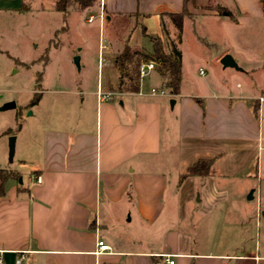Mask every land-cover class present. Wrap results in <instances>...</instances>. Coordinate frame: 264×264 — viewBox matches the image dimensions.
Listing matches in <instances>:
<instances>
[{"label": "crops", "instance_id": "crops-1", "mask_svg": "<svg viewBox=\"0 0 264 264\" xmlns=\"http://www.w3.org/2000/svg\"><path fill=\"white\" fill-rule=\"evenodd\" d=\"M231 1L190 0L181 29L172 13L182 12L185 0H99L89 6L103 12L107 25L129 19L118 26L123 38L109 39L117 78H99L97 89L76 79L71 88L42 87L30 106L33 116L19 109L6 115L12 123L1 128L0 139L7 145L16 134L20 164H33L25 178L19 165L5 166L7 154L0 155V167L20 173L0 194L2 264H169L167 258L174 264H263L258 243L239 251L241 242L257 238V225L249 227L241 211L237 219L230 211L247 208L264 178V7L260 0ZM218 4L232 11L225 14L229 21ZM27 7L25 0H0V11ZM239 15L262 20L261 51L239 49L247 67L232 54L239 68L188 88L185 26L222 21L229 28L241 23ZM144 28L181 52L179 93L167 88L165 95L153 94L159 84L146 76L137 90L115 88V56L124 44L151 49ZM155 70L165 88L159 66ZM201 158L213 160L209 173L188 175ZM155 236L162 238L158 247ZM100 240L111 249L98 253Z\"/></svg>", "mask_w": 264, "mask_h": 264}, {"label": "rangeland", "instance_id": "rangeland-1", "mask_svg": "<svg viewBox=\"0 0 264 264\" xmlns=\"http://www.w3.org/2000/svg\"><path fill=\"white\" fill-rule=\"evenodd\" d=\"M57 1L59 0H25L28 6L25 10L0 11V104L3 105L8 101L16 102L15 108L0 111V130L8 122L12 123V119L6 116L8 113L19 109L23 111L24 117L32 115L33 110L29 104L42 87L71 88L76 79L78 83L84 80L85 89H97L99 78L103 83L107 82L108 77L113 81L117 78V71L109 62L110 40L117 42L123 38L118 26L128 24L129 19L120 18L117 25L115 23L107 25L105 19V24L101 25L97 8L93 6L81 9L77 3L69 6L66 17L64 12L56 8ZM98 2L99 0L95 1ZM218 2L229 6L232 1L218 0ZM260 2L264 7V0ZM91 15L94 19L90 21ZM239 16L241 23L229 28H225L226 25L221 23L222 21L217 24L195 23L196 27L194 23L185 26L183 45L187 54L185 76L188 88H194L195 85L203 87L208 81L213 82L216 78L226 77L232 71V67H225L222 64V58L226 54H233L241 65L246 66L239 49L257 54L261 51L260 22L262 20H256L248 15ZM222 17L224 21H229V17L225 14H222ZM58 30L60 31L57 32ZM202 42L208 43L206 47L202 46ZM246 44H251V47L243 49ZM217 53L218 57L215 61ZM77 57L79 63L76 61ZM39 77L43 80L38 79ZM158 77L159 72L153 70L145 80L158 83V88H163ZM250 78L251 76H248L244 79ZM129 83L128 77H120L115 83V88L126 89ZM164 89L168 92L166 87ZM20 137L22 139L23 135ZM2 153L7 154L5 166L19 165L22 175L25 178L28 176L33 159L20 164L19 146L16 145L15 155L11 161L9 139L6 145V140L1 138L0 155ZM250 193L251 190L248 194ZM254 196V199H249L247 208L234 211L232 209L230 213L232 215L234 212L233 216L235 215L237 219L240 217L237 214L241 211L248 226L255 227L256 224L259 232L257 238L253 237L248 242H241L239 251L242 252L246 245L253 247L258 243L261 253H264V178L262 189L256 185ZM126 218H129L128 214ZM201 219L203 222L204 218ZM196 237L194 236V239ZM199 237L201 235L197 239ZM152 239H154L153 246L158 247L162 244L161 237L155 236ZM211 244L213 243H209ZM262 263L264 264V261Z\"/></svg>", "mask_w": 264, "mask_h": 264}, {"label": "trees", "instance_id": "trees-1", "mask_svg": "<svg viewBox=\"0 0 264 264\" xmlns=\"http://www.w3.org/2000/svg\"><path fill=\"white\" fill-rule=\"evenodd\" d=\"M96 0H59L56 3V8L64 12L67 17L68 8L74 3H77L81 9L88 8L95 3ZM190 0H185V8L180 13H172V18L178 28H182L184 16L187 14V3ZM215 9L220 14H228L232 16V11L223 5H216ZM65 26L62 27L64 29ZM58 30L57 32H59ZM144 36L151 42L152 46L150 50L136 49L130 45L129 42L124 44V48L121 52L116 54L115 63L119 69L120 77H128L130 83L127 90H137L140 83V64L143 60H157L159 62L160 74L163 79V86L168 88L172 94L179 93L182 72V54L180 51L173 48L169 50L165 40L159 35H152L143 29ZM130 68V69H129ZM130 70V71H129ZM39 77L38 79H40ZM40 93H37L33 98L30 106L36 104L39 101ZM21 127V121H19L17 129ZM213 160L210 158H201L188 168V175H206L210 171ZM20 176L18 171L0 167V194L4 192L5 184L9 178H17Z\"/></svg>", "mask_w": 264, "mask_h": 264}, {"label": "built area", "instance_id": "built-area-1", "mask_svg": "<svg viewBox=\"0 0 264 264\" xmlns=\"http://www.w3.org/2000/svg\"><path fill=\"white\" fill-rule=\"evenodd\" d=\"M100 18H101V20L105 19V16H104L103 12L101 13ZM93 19H94V16L91 15L89 20L91 21ZM158 66H159V62L157 60H153V59L143 60L141 62V64H140V68H139L140 79H143L145 76L149 75ZM151 92L153 94H157V93L162 94V95L166 94V90L164 88H157V87H153L151 89ZM260 100L263 101L264 100V96H261ZM38 180L40 181L41 178L39 177ZM110 249H111V246L109 244L105 243L104 241L100 240L98 242V250H97L98 253H102V252L108 251ZM167 262L169 264H174L175 263V261L173 259H170V258H167ZM0 264H2L1 257H0Z\"/></svg>", "mask_w": 264, "mask_h": 264}, {"label": "water", "instance_id": "water-1", "mask_svg": "<svg viewBox=\"0 0 264 264\" xmlns=\"http://www.w3.org/2000/svg\"><path fill=\"white\" fill-rule=\"evenodd\" d=\"M76 61L77 63H79V57L76 58ZM222 63L225 67L229 66V67L239 68L237 62L230 54H226L222 58ZM15 107H16L15 101H8L0 106V110H7L10 108H15ZM15 147H16V135L13 134L9 137V157L11 161L13 160L14 155H15ZM250 196H252V194Z\"/></svg>", "mask_w": 264, "mask_h": 264}]
</instances>
